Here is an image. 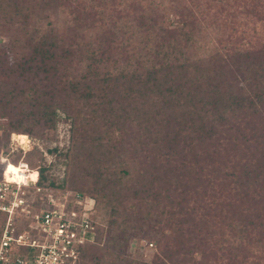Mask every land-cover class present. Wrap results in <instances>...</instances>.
<instances>
[{"label":"trees","instance_id":"16d2710c","mask_svg":"<svg viewBox=\"0 0 264 264\" xmlns=\"http://www.w3.org/2000/svg\"><path fill=\"white\" fill-rule=\"evenodd\" d=\"M43 5L47 21L39 28H30L28 16H21V37L11 45L13 63L6 64V52L0 53V117L12 119L13 102L23 95L31 101L28 115L34 123L54 129L57 96L68 89L98 106L94 121L110 120L102 140L110 139L115 103H121L124 124L131 118L138 130L137 161L126 159L123 144L119 164L109 166L116 145L111 149L98 141L110 159L102 161L90 183L76 182L80 186L68 190L94 197L97 211L108 212V225L122 232L123 240L129 239L128 221L137 206L131 199L162 207L165 227L183 240L173 251L160 245L155 264H208L209 246L222 254V264H263L264 256L256 262L258 255L249 250L253 244L264 248V43H255L242 18L258 16L264 22V0H47ZM1 11L10 19L20 16ZM96 97L101 101L94 103ZM23 120L4 125L7 140L11 132H31ZM86 120H80L85 133ZM193 156L201 162L200 172L190 168ZM155 160L163 161L164 176ZM138 162L132 174L128 164ZM146 165L157 172L153 180ZM134 177L138 181L127 188ZM196 182L208 200L203 217L219 211L211 213L218 217L213 233L199 228L200 207L185 205L197 193ZM221 186L230 201L217 202L225 195L218 191ZM168 204L179 210H169ZM104 235L102 228L99 243L82 248L80 264L120 263L121 251L100 247ZM112 242L124 246L117 235ZM249 255L254 256L250 262Z\"/></svg>","mask_w":264,"mask_h":264},{"label":"rangeland","instance_id":"374dc122","mask_svg":"<svg viewBox=\"0 0 264 264\" xmlns=\"http://www.w3.org/2000/svg\"><path fill=\"white\" fill-rule=\"evenodd\" d=\"M46 1L47 0H0V53L6 52V64L11 65L14 60L11 45L16 40L17 35H20L18 37H21V33H19V31L17 32L18 28L21 26L20 23L23 21L21 16H28L27 22L30 28H39L47 21L45 14L48 6L46 7L43 5V3ZM92 5H95V10L98 9L97 2L95 4L93 3ZM1 10H3L4 13H6L5 11H19L20 16H17L18 20L13 18L10 19L4 16ZM242 19H246V21H248V25L243 27L248 29L250 33L256 37L257 41H255V43H264L263 20L258 16L251 15L244 16ZM241 27L242 26H240V29L243 28ZM16 43L18 46L21 45V42ZM18 51L20 53L24 51L23 46H20ZM21 85L25 87V84L22 82ZM17 88H20V90L22 89L20 85L17 86ZM65 90L66 91H63L57 96V104L59 106L56 110L57 116L54 129H47L44 126H40V123H34L33 116L28 115L33 110V107L31 106V103H28L30 100H28V98L25 100V98H23L25 96L23 95L18 96L13 102V105L17 106V111L15 112V116H13L12 119L8 116L0 117V158L3 156L8 157L11 160H18L24 157L32 166L40 167L45 182H51V185L55 188H58L59 190H68V188L73 189L77 186H80L77 184L86 185L94 180V176L98 174V170L101 168L98 166L101 165L102 161L105 159L109 160L111 157V153L109 154L107 153V150H105L106 147L112 149L115 148L116 145V149H113V151L116 153V157L114 160L110 159L108 161V165L112 167H116L117 164H119V158L124 156L125 152L122 150L118 151V149H120L122 146H127L128 151H126V159L128 157L131 159V162L135 161V158L139 156L138 151L140 147L138 144V130L136 123L130 118V120L126 121V125L124 124L125 118L123 117L125 115V111L121 103H115L114 115H116V117L115 122L112 125V133L109 137L110 139H108V136L106 135L101 140V136L104 134V125L110 124V120L102 116L99 118V120L94 121L91 117V114L93 113L94 109H97L98 106L92 107L90 106V103L88 105L85 103V101L79 98L78 95L71 96L67 93L69 92L68 89ZM94 101L93 102L96 103L101 101V99L100 97H96L94 98ZM25 102L26 104H23ZM127 104L128 102L125 103L124 107H126ZM105 107H107V105H105ZM101 113L102 110L96 112V114ZM21 118H24L23 122L25 123L26 127H30L32 129L31 132L14 131L11 132L10 139L7 140V128L4 125H7L11 120L18 121ZM85 119H88L86 122L89 124V126H87L88 128L86 133L80 127L82 123L81 121ZM20 134L24 137L25 141L27 136L30 139V143L28 147H26L27 151H23L18 146V140L20 139L17 135ZM109 140L110 143H108ZM98 141L103 143V145L106 147L99 148ZM96 156H98V159ZM189 157L191 159V156ZM198 159L199 158L196 159L193 156L192 160H189L190 168L194 169L195 172H200L199 166L201 165V162H198ZM155 161L156 167L159 168L158 175L164 176L160 168L162 165L161 162L163 161ZM128 165H131L128 166V169L132 171V174L138 172L137 166L138 168L141 166L140 162H138L137 165H133L132 163ZM1 168L2 163L0 161V169ZM146 168L148 169V177L150 180H153L157 172L153 171L154 167L151 165H146ZM225 171L229 172L232 170L228 168ZM136 181H138V179L134 177V180L128 182L127 188L134 187ZM196 184L197 193L192 192V200L185 203V205H194L195 207H200L195 220H198V222L201 220V226L199 228L202 227L201 229L204 231V233L206 231H208V233H213L214 231L218 230V217L214 218L211 215V213H214L215 208L208 211L209 216L206 215L203 217L205 209L202 208V205L204 206L208 200L204 196L205 194L203 193V188L199 186L197 182ZM219 189L218 191L220 193L223 192L225 194V189L222 186L221 189ZM126 193V195L130 197L131 192ZM211 194H213V191ZM222 197L223 198H221V200L219 198L217 202H223V200L230 201V194L222 195ZM131 201L137 206L135 207L134 211L131 212V218L128 221L129 225H131L129 228L130 234L128 240H123V233L108 225V212H106V210L103 208L98 209V218L103 223V228L105 229V235L103 236L100 247L104 249L109 248L115 253H119L121 251L123 259L119 264H155L156 258L159 255L160 245L163 246L168 244V247L172 251L174 249L180 248L177 246V244L180 240H183V237H179L180 232L178 234L177 230L171 231L170 225L165 227L168 215L165 213L162 207L156 208L154 205L150 206L144 202H141V200H136L134 198L133 200L131 199ZM161 203L166 205L167 202L164 200L161 201ZM167 208L172 211L179 210L177 207L172 208L169 206V204ZM223 208L225 209V207ZM215 212L217 213L219 211L216 210ZM231 214L232 213H230V215ZM211 218L213 220H211ZM206 221H208V225ZM183 226L187 227L186 224ZM197 231L198 229L196 230V233L201 235L202 231ZM114 235H117L120 242L123 243L124 246L122 248H118V246L113 245L115 243L112 242ZM251 235H254V233L251 232ZM185 237L187 238V235H184V238ZM209 243L212 245V240L209 239ZM253 245L254 246L250 248L249 251L255 255H258V258H255V261L257 262L261 260L259 257L264 256V248L256 246V244ZM205 255H209L207 258V260L210 259L208 264H222V262H225L221 259L222 254L218 252V250L216 251L214 246H209V250ZM188 257L190 258L191 256L188 255ZM195 257H197L199 260L200 255L195 254ZM253 258L254 256L249 255V262Z\"/></svg>","mask_w":264,"mask_h":264},{"label":"built area","instance_id":"2783aa9c","mask_svg":"<svg viewBox=\"0 0 264 264\" xmlns=\"http://www.w3.org/2000/svg\"><path fill=\"white\" fill-rule=\"evenodd\" d=\"M0 161V264H80L103 228L96 199L45 185L24 157Z\"/></svg>","mask_w":264,"mask_h":264},{"label":"water","instance_id":"95a60500","mask_svg":"<svg viewBox=\"0 0 264 264\" xmlns=\"http://www.w3.org/2000/svg\"><path fill=\"white\" fill-rule=\"evenodd\" d=\"M27 136V135H26ZM20 138V137H19ZM17 141V140H16ZM29 143H30V139H29V137L27 136V139H26V141H23V142H20V140H18V146H19V148L20 149H25L26 147H28V145H29ZM43 183L45 184V185H51L52 183L51 182H45V181H43Z\"/></svg>","mask_w":264,"mask_h":264},{"label":"bare ground","instance_id":"6f19581e","mask_svg":"<svg viewBox=\"0 0 264 264\" xmlns=\"http://www.w3.org/2000/svg\"><path fill=\"white\" fill-rule=\"evenodd\" d=\"M19 137H20V138H22V139H23V141H25V139H24V137H23L22 135H19ZM20 138H19V139H20Z\"/></svg>","mask_w":264,"mask_h":264}]
</instances>
